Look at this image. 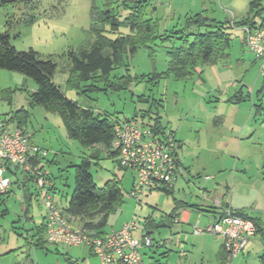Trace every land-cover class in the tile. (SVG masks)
<instances>
[{
    "label": "rangeland",
    "instance_id": "1",
    "mask_svg": "<svg viewBox=\"0 0 264 264\" xmlns=\"http://www.w3.org/2000/svg\"><path fill=\"white\" fill-rule=\"evenodd\" d=\"M108 2L118 7L122 0H26L18 4L0 5V34L7 32L11 44L17 50L33 48L43 58L56 62L54 80L62 91L70 99L83 107L92 108L96 113L130 118L136 110L141 112L149 109L153 98L158 99L157 103L164 104L159 107V112L167 130L177 132V128L183 126L179 132L185 138L183 158L192 167L191 182H196L190 188L188 181L185 193L181 192L178 196L187 194L191 197L196 191L202 192L201 188L208 181L216 187L222 184L224 188L225 184H229V195L233 191L234 203L246 204L254 214L264 217V68L263 61L258 60L252 51L240 48L242 28L231 29L235 41H232L229 60L233 62V67L230 77H225L226 81L223 85H217L220 88L216 91L209 93V87H204L203 82H197L193 77L182 80L173 77L156 79L152 75L168 68L167 48L171 44L170 40L158 42L153 56L147 48H140L129 59V66H117L107 80L91 79L80 82L79 87L72 86L68 82L72 67L69 53H79L92 45L96 39L92 7L103 9ZM250 2L152 0L148 14L159 19L161 26L179 24L187 16L197 13L222 21L238 20L247 16ZM109 35L114 38L118 33ZM237 59L246 61L239 62ZM144 74L148 76L143 77ZM122 75L131 76L132 82L126 89H115L112 85ZM155 80L158 81L154 83ZM217 82L210 78L209 84L205 86L211 87ZM229 83L234 86L228 87ZM36 87L34 79L23 73L0 69V119L26 128L41 150L47 153L45 168L57 183L53 199L60 208L70 200L75 188L76 166L85 158L92 162L90 170L98 187H103L113 177L121 180L124 201L110 215L111 222L130 220L135 213L144 215L150 206H156L155 201L150 202L145 198L139 205L131 196L135 176L131 169L118 166L102 147L98 146L97 152L95 148L84 147L78 140L71 138L59 113L49 112L41 105H31L30 94ZM236 90L246 95L245 101L232 106L230 101L219 100V97H226V92H232L231 96ZM142 98L150 101H142ZM156 109L153 107L157 112ZM195 110L206 116L205 123L201 125L205 132L201 134L199 124L194 123L192 113ZM225 115L227 120L221 122V116ZM212 116L216 119L220 135L245 130L241 144L223 147V142L213 138L215 125L212 124ZM8 176L12 180L10 192L0 193V264H78L84 261L83 258H91L93 264H102L98 256H90L89 250L85 249L87 244L77 247L50 242L44 246L33 243V230L30 229L41 224L46 211L45 200L34 198L30 211L26 213L27 191L18 181L19 178L26 179L25 174L19 170L17 175L8 173ZM36 186L33 180L31 188L35 190ZM158 195L160 206L164 208L174 197H178L177 191L175 194L161 192ZM217 200L213 199V206H218ZM107 228L112 226L109 224ZM154 236L159 237L156 233ZM159 241H155L156 245ZM152 247H156L155 244Z\"/></svg>",
    "mask_w": 264,
    "mask_h": 264
},
{
    "label": "trees",
    "instance_id": "2",
    "mask_svg": "<svg viewBox=\"0 0 264 264\" xmlns=\"http://www.w3.org/2000/svg\"><path fill=\"white\" fill-rule=\"evenodd\" d=\"M21 1L26 0H1L0 5L18 4ZM151 1L122 0L118 7L113 6L111 2L103 9L92 7L96 39L89 48L79 53L75 51L69 53L72 67L68 82L72 86L79 87L80 82L91 79L107 80L117 66H129V59L140 48H147L153 56L158 42L171 39L180 40L181 43L167 50L168 68L151 74L156 79L170 76L176 79L186 78L191 76L197 67L224 60L230 55L232 27L264 28L263 0H252L249 16L244 20L236 22L233 18L217 21L203 13H197L187 16L182 28L175 26L170 33H162L159 19L148 14ZM256 18H260L261 21H256ZM112 33L118 35L113 38L109 35ZM2 68L19 71L34 79L37 87L30 94V104L41 105L49 112L59 113L71 138L78 140L87 148L99 145L111 157L118 155L116 151L111 150L116 137V125L119 123V119L114 116L116 114L96 113L92 108L83 107L70 99L54 80L57 64L52 59L43 58L33 48L17 50L11 44L10 35L4 32L0 34V69ZM145 76L148 75L144 74L143 77ZM156 81L158 80L154 83ZM131 82V76L122 75L112 86L115 89H126ZM141 100L150 101L148 98ZM153 101L149 109L141 112L136 110L134 116L125 120L137 119L144 125L151 126L156 134H161L165 132V128L162 125L159 107L164 104L157 103L159 100L155 98ZM153 107L158 109L157 112ZM91 165V160L85 158L76 166L75 188L67 206L62 210L71 217L73 225L75 223L79 228L94 229L100 235L104 233L110 215L123 203L125 195L121 180L116 177L109 179L103 187H98L90 170ZM13 172L18 174L16 169ZM236 213L251 218L242 211ZM252 220L257 226V232L264 234V224ZM46 231L45 222L38 228L39 236L35 241L37 245L44 246L49 242L47 235L46 237L44 235Z\"/></svg>",
    "mask_w": 264,
    "mask_h": 264
},
{
    "label": "built area",
    "instance_id": "3",
    "mask_svg": "<svg viewBox=\"0 0 264 264\" xmlns=\"http://www.w3.org/2000/svg\"><path fill=\"white\" fill-rule=\"evenodd\" d=\"M247 47L256 58L263 61L264 28L245 27ZM177 141L172 131L156 134L151 126L137 119L119 121L111 150L118 153L120 165L135 173L130 194L138 202L142 195L153 187H173L178 179V161L175 154ZM45 153L33 140L32 135L0 119V193L9 192L11 181L6 176L9 166L32 177L38 187L48 190L54 186L51 173L40 163V154ZM47 239L50 243L64 245H90L102 264H141V247H152L153 237L145 233L142 238L134 236L136 223L131 220L120 229L98 234L94 229L77 228L71 217L55 203L49 191L46 193ZM217 207L223 208L219 200ZM179 221V219H175ZM195 233H212L224 238L227 264L242 253L250 238L257 233L251 218L236 213L231 206L223 208L222 216L205 228L195 226Z\"/></svg>",
    "mask_w": 264,
    "mask_h": 264
},
{
    "label": "crops",
    "instance_id": "4",
    "mask_svg": "<svg viewBox=\"0 0 264 264\" xmlns=\"http://www.w3.org/2000/svg\"><path fill=\"white\" fill-rule=\"evenodd\" d=\"M263 3H264V0H263ZM250 5H251V2L249 4L247 16H245L244 18H239L238 20L234 18L236 22L244 20L249 16ZM206 16L212 19H216L217 21H222V20H218L217 17H212L209 15H206ZM255 20L261 21L260 18H256ZM181 22L179 24L177 22L174 25L170 23L166 26L163 25L161 26V32L170 33V30L173 29L175 26H178L177 28L179 29L182 28L183 21ZM232 28L234 29L242 28L243 34L240 37V44H239V41H238V44L240 45V48H242V50L250 52L251 50L247 47V44H246L245 27L243 28V26L242 27L234 26ZM231 29H230V32L232 34ZM170 41H171V44H169L170 46H168L167 50H169L170 47L177 46L181 43L180 40H177V39H171ZM232 41L234 42L235 38L234 40L232 39ZM230 57H231V52H230V55L226 57L224 60H221L215 63L203 64L197 67V69L191 76L182 78V79H187V78L191 79L192 77L196 78L197 82L204 83L203 84L204 87H209V93L214 90L216 91L220 88L219 86L217 87V85L219 84L223 85V83L226 81L225 77L226 78L230 77L229 73L233 67V62L229 60ZM237 61L244 62L246 60L237 59ZM168 63H169V58H168ZM170 77H173V76H170ZM166 78H169V77H166ZM210 78L214 79L215 81H218L217 84H214V86H211V87L205 86L206 84H209L207 82H208V79ZM182 79H177V80H182ZM233 86H234L233 83H229L228 87L231 88ZM237 87L239 88L238 85ZM238 88L235 87V89H238ZM221 91L222 90H220L219 93ZM231 93L230 91L226 92V97L224 98L219 97V100L230 101L232 103V106H234V104H239L240 101L246 100L245 98L246 95L241 94V92L238 93L237 90L233 95L229 96ZM232 113L233 111L231 112L229 116H231ZM192 115L194 116L193 118L195 119L194 123L199 124V127L201 129L199 130L200 134L202 132H205V128H201V125L205 123L206 116L202 114H198L196 110L192 113ZM114 116H116L119 119V121L125 120V118H121L118 115H114ZM221 118L222 119L220 121L224 122V120L226 121L228 117L225 115V117L221 116ZM215 120H216L215 117L212 116V122H213L212 124L215 125L213 133H212L213 138L218 139L220 143L223 142L222 143L223 147H226V146L231 147L235 145L236 143L241 144L242 139H243L242 133L245 130L241 131L242 130L241 129L240 132L234 133V134H232L231 132L225 133V136L224 134L220 135V132H218L219 128L217 127L218 124H216L217 122H215ZM162 125L165 128L164 129L165 131L174 132L175 138L177 141V146L175 150V154H176L177 161H178V171H179V176H178L177 181L175 182L173 187L168 188L166 191L163 190L162 187H153V188H150L148 191H146L142 195L141 201L137 202L139 205L143 203L144 198L150 202L155 201V204H156V206H150L149 210H145L144 215H139L135 213V215L130 220L129 219H124L122 221L117 220L115 223L111 222V219L109 217L108 224L106 225L104 229V233L111 232L112 230H118L126 222L133 220L136 223V229L133 231L134 236L138 238H142V236L145 233H148L153 237V239L156 242L159 241L157 239H160L161 241H159L157 245H156V242L154 241L156 247H149V249L147 246L141 247L140 251L143 257V262L141 264H227V256H226V252L224 249V238L218 234L195 233L194 227L199 226V227L205 228L208 225L213 224L222 216L223 208L229 207V206H231L234 211H242L245 214H247L249 217H251L252 219H255L256 221H260L263 224H264V217L254 214V212L249 210L246 204L240 205V204L234 203V195H232L233 191L229 195V190H230L229 184H225L223 188L222 184H218V186L216 187V185L208 181L201 188L203 189L202 192L196 191V194H192L191 197L188 196L187 194L178 196V195H181V192L185 193L186 184L188 181H189L190 188H191V184L195 185L196 182L194 181L191 182L192 180L190 179V175L192 174V167L183 158V151H184L183 146L185 143V138L180 136L179 134L183 126H180L179 129L177 128V132H175L173 131L172 128H171L172 130L170 129L167 130V125H164L163 123ZM12 126L22 127L21 125L18 126V124L16 125L14 123H12ZM24 130L27 131L26 128ZM98 146L99 145L93 147L96 149L97 152H99ZM99 147L101 148V146ZM103 151H105L107 153V156L109 158H112L114 162H117L118 166L123 168L119 164L118 155H116V157H111L110 154L106 150L103 149ZM46 156H47V153L40 154V163L44 167L47 166L46 161H45ZM14 170L15 168L14 166H12L6 172V176L7 178H9L11 183H12V180L8 176V173L15 174L16 172H13ZM25 177L26 179L24 180H21L18 177L19 178L18 181L22 183V186L25 189L24 191H27L25 193L26 213L30 211L31 205L33 204L32 200L34 198H36L37 200L39 198L40 199L42 198L45 200V203H46L45 197L48 191L50 195L52 196V198L55 199L53 193L56 190L57 183L54 180H53L54 182L53 190H52V187L50 190H48L46 188L37 187V186L34 190L33 188H31L32 181L34 179L32 177H29L28 175H25ZM133 183H134V179H133ZM133 183H132V186H133ZM176 191H177L178 197H174L172 201H169L167 208L160 206L161 202L159 200L158 194H160L161 192L168 193V194L169 193L175 194ZM9 192H10V189H9ZM154 197H157V200H154ZM214 198L219 199V201L223 205V208L217 207L216 205L213 206ZM67 204L65 206H67ZM65 206H63L62 208H64ZM47 213H48V209H47V204H46V211L43 215L41 224L36 225L35 227H32V229H30V230H33V233H32L33 243H35V241L37 240L39 236L37 235L38 228L40 226H43V224H45L46 222ZM175 219H179V221H175ZM109 224L112 226V228H107ZM74 226L79 228L78 226L75 225V223H74ZM155 233L159 235L158 238L154 236ZM44 235L46 237L47 231L45 232ZM166 239H168L167 240L168 242H166ZM76 246L77 247L81 246V244L76 245ZM85 249L89 250L90 256H97L94 253L90 245H85ZM263 256H264V234L258 231L254 236L250 238L244 251L233 258L231 264H264ZM83 260L84 261L78 264H93L91 262V258H87L86 260L85 258H83Z\"/></svg>",
    "mask_w": 264,
    "mask_h": 264
},
{
    "label": "water",
    "instance_id": "5",
    "mask_svg": "<svg viewBox=\"0 0 264 264\" xmlns=\"http://www.w3.org/2000/svg\"><path fill=\"white\" fill-rule=\"evenodd\" d=\"M167 189H168L167 187H163V190H165V191H166Z\"/></svg>",
    "mask_w": 264,
    "mask_h": 264
}]
</instances>
